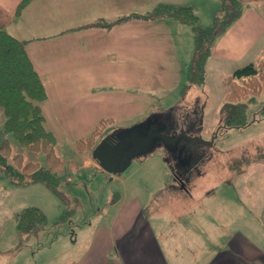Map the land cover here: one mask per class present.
I'll use <instances>...</instances> for the list:
<instances>
[{
	"label": "crops",
	"instance_id": "0c3cea01",
	"mask_svg": "<svg viewBox=\"0 0 264 264\" xmlns=\"http://www.w3.org/2000/svg\"><path fill=\"white\" fill-rule=\"evenodd\" d=\"M20 1L0 0V26L25 41L48 93L44 110L47 101L55 98L58 107H64L61 113L70 116L65 117L68 123L94 125L101 119L111 118L115 125L121 115L117 114L116 107L127 113L123 105L128 100L139 103L143 98L136 85L142 84L138 81L142 75L138 73L144 65L157 69L159 64L158 76L178 77L169 86L172 88L179 81L181 85L182 77L187 76L186 69L188 71L195 50L193 29H190L192 48L189 43L180 47L178 39L181 37L172 27L171 18L127 16L143 14L137 10L139 5L152 7L159 0H32L18 11ZM242 1L249 6L214 42L207 62L206 68L219 72L222 78L236 68L256 61L264 51V0ZM172 3L176 2L166 0V4ZM177 4L191 5L202 23H212L222 0H186ZM125 16L130 18L112 26L94 24ZM211 17L212 21L208 22ZM183 56L188 59L184 64L186 67L180 62ZM167 62L171 64L170 73L163 70ZM115 91L125 95L121 96L123 100L114 95ZM201 101V98L197 100L198 106L203 105ZM155 104L149 103L139 112L135 110L129 116L134 117L129 124L145 119ZM89 106L91 109L87 111ZM75 116L82 119L76 121ZM72 147L63 157L64 170L58 173L61 178L71 166L78 167L72 175L77 178L78 174L82 181L97 171L107 175L110 181L123 178L121 173L104 170L93 155V149L79 153L74 143ZM66 159L72 162H66ZM84 183L89 187L87 182ZM175 188V183L168 189L160 186L156 197ZM140 193L139 187L136 193L123 195L115 202L110 197L107 206L110 211L101 213L102 219L92 231H86L85 225L79 226L82 231H74L75 239L70 243V249L62 253L61 264H264V211L261 214L252 211L260 221L258 229L222 231L217 220L199 218L190 221L193 225L198 224L192 229L186 227L190 218L177 211L168 214L173 216L171 218L156 213L149 219L145 198L140 197L146 193ZM159 203L153 199V204ZM177 223H180L179 229L171 231ZM71 224L76 223L71 221Z\"/></svg>",
	"mask_w": 264,
	"mask_h": 264
},
{
	"label": "rangeland",
	"instance_id": "374dc122",
	"mask_svg": "<svg viewBox=\"0 0 264 264\" xmlns=\"http://www.w3.org/2000/svg\"><path fill=\"white\" fill-rule=\"evenodd\" d=\"M174 1L176 3H172L173 5L182 6L177 2L186 0ZM159 2L166 3V0H159L152 7L139 5L137 10L146 13ZM212 19L213 17L208 22ZM170 20L172 27L181 37L178 39L179 46L183 47L185 43H189L192 48L193 36L190 33L192 26L182 24L177 18ZM144 33L151 36L149 32ZM187 60L183 56L180 62L185 66ZM169 65H171L169 62L163 65L165 72L170 73ZM159 66L158 64L156 69L144 65L139 70L138 75L142 76L138 81L142 84H137L136 87L143 98L139 99V103H131L132 101L128 100L127 104L123 105L127 113L116 107L121 119L115 121V125L113 123L110 125L112 121H108L109 126L106 130L130 126L128 121L134 117L129 116L135 110L138 112L145 110L152 102L156 104L151 113L177 108L180 110L177 111L176 117L180 118L187 112L193 114L195 105L198 106L196 102L201 98L203 105H199V109L204 106L203 137L206 139L214 137V141L208 147L210 155L205 156L207 158L200 163L199 170L191 173L186 189L178 185L174 179L170 163L166 159L167 150L163 146L156 147L147 157L133 159L132 163L120 172L123 178L118 181H110L107 175L98 171L88 174L87 180L82 181L78 174L77 178L76 175H72L78 167L71 166L72 170L64 173L57 183V190H54L42 181L12 183L9 176L0 172V264H61L62 253L70 249V243L75 239L74 231L78 233L83 230L79 229V226L85 225L86 231H92L102 219L101 213L110 211L107 209L110 197L119 200L123 195L130 196L132 192L136 193L139 187L142 193H146L145 195L140 193L142 194L140 197L145 198L149 219L156 213L161 217L171 218L173 216L168 214L171 212L175 214L177 211L183 213L185 218H190L186 224L187 228H197L198 224L193 225L190 222L197 218L217 220L218 228L222 231H249L252 227L260 228V221L253 216L252 211L256 214L264 211V91L256 102L249 105L248 114L251 119L247 125L227 126L219 130L222 125L220 109L226 93V86L220 73L206 68L205 78L196 79V82L201 83H193L184 92L183 86L187 82V76L182 77L181 85L179 81L173 88L169 87L178 77L158 76ZM118 81L121 82L119 79ZM115 92L114 95L123 100L121 96L125 95L120 91ZM48 101L44 110L47 124L58 136V153L66 157L68 151L73 148L72 143L75 147L77 139L88 136L98 123L94 125L68 123L65 117L70 116L61 113L64 107L59 108L55 98ZM90 109L91 106L87 111ZM74 119L78 121L82 117L75 116ZM5 123L6 114L0 105V129L4 128ZM112 131L113 129L109 133ZM9 138L14 152H23L26 160L45 161L42 153L22 148L11 134ZM69 161L71 160L66 159V162ZM84 182H87L89 187ZM174 183L175 189L166 190L156 197L159 193L158 187L165 186L168 189ZM154 198L160 203L153 204ZM31 205L40 207L46 213L48 223L37 233L23 237L18 232L17 215L23 208ZM65 213L69 217L67 216L64 222L58 221ZM262 215L264 216V213ZM71 221L76 224H71ZM179 224H174L171 231H177Z\"/></svg>",
	"mask_w": 264,
	"mask_h": 264
},
{
	"label": "trees",
	"instance_id": "16d2710c",
	"mask_svg": "<svg viewBox=\"0 0 264 264\" xmlns=\"http://www.w3.org/2000/svg\"><path fill=\"white\" fill-rule=\"evenodd\" d=\"M31 1L21 0L18 11ZM248 6L249 4L242 0H222V6L216 12L214 21L207 25L200 21L191 5L175 6L160 2L151 13H132L127 16L177 18L192 26L195 50L188 64L187 82L183 86L185 92L193 83H201L196 82L197 77L205 78L207 62L214 42L228 30ZM126 18L130 17L125 16L104 23L97 21L94 24L112 26ZM223 82L226 93L220 109L222 124L220 129L227 126L247 125L251 119L248 107L252 102H256L264 91V51L256 61L238 67L226 75ZM47 98L46 87L28 54L25 41L1 25L0 105L4 108L6 123L4 128L0 129V172L9 176L12 183L42 181L57 190V183L62 178L56 172L64 168L65 161L57 150V134L47 124V116L44 112V103ZM179 110L173 108L170 116L175 122V127V116ZM203 115L202 107L200 112L193 111L191 116L192 119H199L203 118ZM108 121L113 119H101L88 136L78 138L76 150L79 153L91 151L100 139L109 134V130H106L109 126ZM112 123L110 122V125ZM202 127H204L203 124ZM9 134L16 138L22 148L42 153L45 161L26 160L23 152H14ZM115 200L112 199V202ZM67 216L65 213L58 221L64 222L69 217ZM17 220L18 232L23 237L37 233L48 223L46 213L35 205L23 208L18 213Z\"/></svg>",
	"mask_w": 264,
	"mask_h": 264
},
{
	"label": "water",
	"instance_id": "95a60500",
	"mask_svg": "<svg viewBox=\"0 0 264 264\" xmlns=\"http://www.w3.org/2000/svg\"><path fill=\"white\" fill-rule=\"evenodd\" d=\"M172 110L152 113L138 123L113 130L94 147L93 155L104 170L117 174L124 171L133 159L150 154L158 146L166 150L179 146L183 135L197 138L208 145L213 143L214 137L206 139L199 134L190 136V130L173 134L175 124L170 117Z\"/></svg>",
	"mask_w": 264,
	"mask_h": 264
},
{
	"label": "flooded vegetation",
	"instance_id": "af4514ba",
	"mask_svg": "<svg viewBox=\"0 0 264 264\" xmlns=\"http://www.w3.org/2000/svg\"><path fill=\"white\" fill-rule=\"evenodd\" d=\"M193 111L200 112L199 106L195 105ZM191 115V113L187 112L186 114H183L184 118H182V115L180 118L175 116L176 127H174L175 130L173 131V134H178L184 130H190V136H195L198 133L203 137L202 131H204V127L201 131L199 130L200 125L202 127V118L192 119ZM220 128L221 126L219 127V130ZM208 154L209 150L207 143L187 135L182 136L179 146L167 150L166 159L170 162L174 169V179H176L178 185L186 187L187 182L190 180L191 173L199 170L200 163L206 160L207 157L205 158V156Z\"/></svg>",
	"mask_w": 264,
	"mask_h": 264
}]
</instances>
